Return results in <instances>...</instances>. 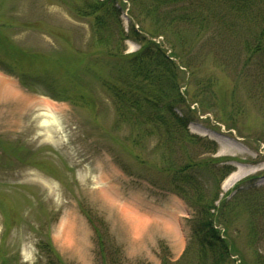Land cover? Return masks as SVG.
Listing matches in <instances>:
<instances>
[{
	"label": "rangeland",
	"instance_id": "obj_1",
	"mask_svg": "<svg viewBox=\"0 0 264 264\" xmlns=\"http://www.w3.org/2000/svg\"><path fill=\"white\" fill-rule=\"evenodd\" d=\"M63 2L0 0V21L11 25L3 35L8 51L0 50L9 64L0 68L13 73L0 69V256L12 264H46L37 244L50 240L66 264H103L85 209L108 226L103 237L108 264H162L164 257L191 264V208L177 194L154 186V174L152 179L140 175L143 167L123 144L129 130L110 131L114 110L97 85L90 82L92 110L51 99L44 87H26L20 80L25 74L21 79L28 85V75L44 76L67 85L66 72L53 58L67 57L74 47L87 48L89 28ZM123 2L121 20L128 30L131 7ZM244 20L229 32L208 27L195 40L197 26L183 22L179 27L183 53L191 62L190 67L179 65L184 78L180 91L196 102L191 109L197 118L189 133L202 139L187 148L199 159H236L227 163L235 167L232 184L223 188L227 177L221 185V198L227 194L228 199L243 181L242 188L264 191V72L257 59L244 65L243 40H252L253 32ZM153 39L173 51L176 61L171 34ZM125 47L127 53L139 50L131 40ZM43 102L57 107L56 124L43 125L50 114ZM204 183L213 184L208 178ZM258 245L263 250L264 240ZM233 259L241 264L238 255Z\"/></svg>",
	"mask_w": 264,
	"mask_h": 264
},
{
	"label": "trees",
	"instance_id": "obj_2",
	"mask_svg": "<svg viewBox=\"0 0 264 264\" xmlns=\"http://www.w3.org/2000/svg\"><path fill=\"white\" fill-rule=\"evenodd\" d=\"M127 1L132 20L128 30L121 20L126 8L123 0H64L70 14L88 25L87 48L74 47L67 57L54 56L55 65L67 74L66 86L53 84L44 76L26 75L28 86L34 89L44 87V94L56 101L95 110L92 100L95 93L90 82L97 85L114 110L110 131L129 130L123 144L143 167L140 175L152 179L154 174L156 182L151 180L154 186L177 194L191 208L188 249L195 252L191 264H236L233 259L236 255L241 264H264V249L258 245L264 240L263 189L242 188L241 185L246 183L243 181L236 186L231 198L228 199L227 194L221 198V185L235 170L227 163L236 159H199L189 152V144L195 145L196 141L202 140L189 133L190 124L197 118V111L191 109L192 103L196 102L187 101L180 91L184 78L178 63L151 39L171 34L169 43L180 65L190 67L191 62L186 61L179 39L181 23L197 26L199 31L192 33L195 40L203 33L207 34L208 27L215 33L229 32L237 26L236 22L245 18L249 21L248 30L253 32L252 40H243L247 56L244 65L249 67L257 59L264 72V0ZM219 5V9L212 7ZM9 26L8 22L0 21V50L8 51L3 49V35ZM128 40L139 44V50L127 53L125 43ZM5 62L0 56V64L7 68L9 63ZM6 68L0 69L11 75ZM261 78L264 81L263 75ZM152 141L155 143L150 148ZM209 145L216 146L213 142ZM136 149L140 152L134 154ZM180 152L182 156L179 157ZM182 157L185 159L181 160ZM121 168L132 175L124 166ZM207 178L212 179V187L205 185ZM82 212L100 244L101 260L108 264L109 255L104 250L103 238L109 234L108 226L92 211L82 209ZM238 240L243 246L237 243ZM37 247L46 264H66L50 240H40ZM0 264L12 263L3 255ZM162 264L182 262L164 257Z\"/></svg>",
	"mask_w": 264,
	"mask_h": 264
},
{
	"label": "bare ground",
	"instance_id": "obj_3",
	"mask_svg": "<svg viewBox=\"0 0 264 264\" xmlns=\"http://www.w3.org/2000/svg\"><path fill=\"white\" fill-rule=\"evenodd\" d=\"M43 106L45 108H47V110L50 113L49 115H47L46 119L43 120V125H45L47 127V126H49L52 123L56 124L57 117L54 114H55V112L58 111L57 107L54 106L53 104H51L50 102H43ZM233 176L234 175H232L231 177H229L225 181V183L223 184V188H228L232 184V183L230 184V182L234 179V178H232Z\"/></svg>",
	"mask_w": 264,
	"mask_h": 264
}]
</instances>
